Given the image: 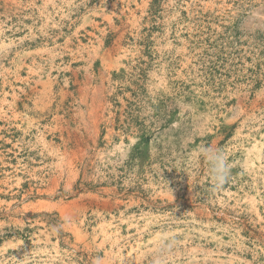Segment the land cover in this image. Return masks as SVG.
Instances as JSON below:
<instances>
[{
	"label": "rangeland",
	"instance_id": "rangeland-1",
	"mask_svg": "<svg viewBox=\"0 0 264 264\" xmlns=\"http://www.w3.org/2000/svg\"><path fill=\"white\" fill-rule=\"evenodd\" d=\"M0 264H264V0H0Z\"/></svg>",
	"mask_w": 264,
	"mask_h": 264
},
{
	"label": "clouds",
	"instance_id": "clouds-1",
	"mask_svg": "<svg viewBox=\"0 0 264 264\" xmlns=\"http://www.w3.org/2000/svg\"><path fill=\"white\" fill-rule=\"evenodd\" d=\"M198 155L203 157L208 165L212 190H222L231 177V168L225 151L212 146H201Z\"/></svg>",
	"mask_w": 264,
	"mask_h": 264
}]
</instances>
